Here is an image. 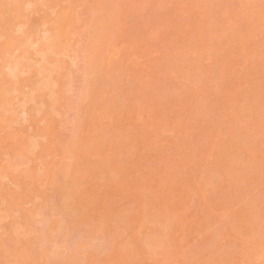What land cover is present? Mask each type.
Listing matches in <instances>:
<instances>
[{
    "label": "rangeland",
    "instance_id": "1",
    "mask_svg": "<svg viewBox=\"0 0 264 264\" xmlns=\"http://www.w3.org/2000/svg\"><path fill=\"white\" fill-rule=\"evenodd\" d=\"M0 1V264H264V0Z\"/></svg>",
    "mask_w": 264,
    "mask_h": 264
},
{
    "label": "bare ground",
    "instance_id": "2",
    "mask_svg": "<svg viewBox=\"0 0 264 264\" xmlns=\"http://www.w3.org/2000/svg\"><path fill=\"white\" fill-rule=\"evenodd\" d=\"M13 1V0H12ZM1 1H0V9L3 7L2 5H1ZM3 4V3H2ZM11 4V3H10ZM9 4V5H10ZM13 5V4H12ZM11 6V5H10ZM12 7V6H11ZM1 13V12H0ZM225 15V14H224ZM0 36H2V35H0ZM251 38V37H250ZM249 38V39H250ZM248 39V38H247ZM251 40V39H250ZM59 41V40H58ZM248 41V40H247ZM47 45V44H46ZM52 47V46H51ZM49 48V47H48ZM45 49V48H44ZM53 49V48H52ZM46 50H47V48H46ZM42 53H44V52H42ZM16 60V59H15ZM38 61V60H37ZM15 62V61H14ZM40 62V61H39ZM11 63H13V62H11ZM36 64V63H35ZM13 66V65H12ZM32 66H30V68H31ZM11 68V67H10ZM35 67H33V69H34ZM32 69V68H31ZM13 71V70H12ZM16 75V74H15ZM41 77H42V74H41ZM40 77V78H41ZM44 77V76H43ZM17 78H18V76H17ZM17 80V79H16ZM25 80V79H24ZM23 81V80H22ZM33 81V80H32ZM39 81V80H38ZM26 82V81H25ZM27 82H28V80H27ZM22 83V82H21ZM41 84V83H40ZM21 85V84H20ZM36 85V84H35ZM43 85H44V83H43ZM42 86V85H41ZM17 90V89H16ZM35 90V89H34ZM20 92H22V91H20ZM31 93V92H30ZM43 94V93H42ZM20 95V94H19ZM24 95V94H23ZM24 97V96H23ZM29 99V98H28ZM21 100V99H20ZM23 100H26L25 98L23 99ZM89 100V99H88ZM20 102V101H19ZM22 104V103H21ZM6 110V109H5ZM239 141V140H238ZM85 142H87V141H85ZM236 143V142H235ZM239 146V145H238ZM84 147V146H83ZM56 230V229H55ZM55 232V231H54ZM29 244V243H28ZM28 246V245H27ZM28 256V255H27Z\"/></svg>",
    "mask_w": 264,
    "mask_h": 264
}]
</instances>
